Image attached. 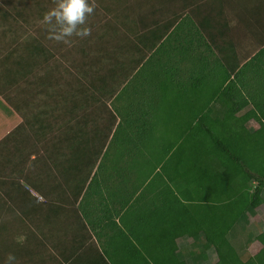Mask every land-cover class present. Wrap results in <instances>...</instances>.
I'll return each mask as SVG.
<instances>
[{
	"label": "rangeland",
	"instance_id": "374dc122",
	"mask_svg": "<svg viewBox=\"0 0 264 264\" xmlns=\"http://www.w3.org/2000/svg\"><path fill=\"white\" fill-rule=\"evenodd\" d=\"M98 1H88L95 10L91 14L94 15L92 18H90L91 15L87 16L84 25L90 29V35L84 38L73 36L69 43H63L50 39L49 26L43 23L44 14L55 7V0H0V85L5 92L9 91L7 96L3 97L7 100L11 99L16 105L24 108L28 119L33 120L32 122L51 126L53 124L54 127L50 134L47 131L43 132L37 124L31 131L25 126L27 124H23V118L16 110H13V106L10 107L6 103L4 106H0V111L2 108L12 110V123L10 122L6 126L5 133L14 131L23 124V130L15 135L16 142L11 139L3 145L0 144V264H7L9 254L15 256V261L12 264L54 262L53 256L55 254L53 251L56 241L54 242L53 237L55 233L60 231V233L64 232L65 234L69 229L82 226V220L78 219V216L81 217L79 213L89 211L91 214L95 210L94 207L90 209L91 205L87 203L89 198H85L86 204L82 201L77 207L78 199L75 206L71 205L72 196L67 194V190L65 191L61 183L65 178L67 181L72 170L66 172L63 171V167L56 172L54 178L50 173L52 165L55 164L54 158L57 152L64 153L66 157L71 154V150L67 148L65 141H61L60 134L56 132L65 126H67V130L73 128L77 114L73 110L74 115L72 113L70 115L68 107L72 108L76 101H82V90L86 91L88 95L100 96L103 101L101 104L92 101V104H88V108H86V103L84 104L86 110L83 113L91 114L90 116L96 122L95 125L90 126L92 130L97 128L108 133V129L116 121L120 122L126 130L132 131V127L129 128L131 118L134 117L137 121L138 116L145 109L147 114L150 113L149 118L152 115V110L153 119L150 123L154 122V118L158 119V124H154V126L157 128L156 130H160V135L155 136V131L148 130L147 140H134L139 145L142 142L140 148H135L125 138L124 128L117 132L118 138L116 137L112 141V137H110L106 140L102 149V154H105L101 158L102 166L96 168L100 178L103 176V169L108 164L116 165L124 161L134 164L145 163L150 159L148 152L153 150V146L157 149L169 150L172 146L177 148L181 143L180 138L175 137V133L166 132V129L169 128L168 125L171 128L174 126V124H169L165 118L167 115L166 108L160 107L162 110L157 109L155 111L154 108L150 107L153 105L151 100L153 103L154 100L173 99L177 95V91H172L168 97L161 98L160 93H158L159 86L149 81L151 77L153 79L154 76L157 78L159 75L160 71L151 72V69H156L158 60L166 62L170 67L169 61H172L168 56L169 51L158 54L156 53L157 50H154L155 52L146 51L145 55L150 59L145 63L142 70L133 68L130 60L132 62L134 58H139L140 54L132 49L137 45V41L131 33V27L114 28L119 29L118 39L119 41L123 40V42L119 43V41L113 40L112 36L106 33V30L111 29V27H104L99 24L100 19L108 13L105 6L111 10L110 5L114 4L105 1L104 8H102ZM198 45L200 51L197 50V46H194L190 62H185L184 66L179 69L189 66V63L196 61L197 56L202 57L206 53L203 51L205 49L203 48L204 44ZM205 45L207 46V44ZM119 47L123 48V51L120 50L119 52ZM168 48H171L170 53H177V46L175 48L169 46ZM208 48L210 49L211 45L210 47L208 45ZM112 51H118L119 53L116 55L121 57L116 59L114 55H112L113 57L105 55ZM19 69L18 74H20L21 79L16 73V82L10 83L7 78L5 79L6 83L2 82V76L6 72L10 70L17 72ZM153 74L155 75L153 76ZM101 76L107 77L108 83L103 86L104 92L98 94L95 87L99 88ZM95 78L98 79V82ZM91 82L93 85H90ZM4 85H7V88ZM203 86L206 87L205 89L210 87L203 93L204 98L207 99L218 87V80L211 86L206 83ZM76 93L79 95L76 96ZM150 97L151 99H149ZM156 115L158 117H155ZM55 116L66 119L67 124L66 120L63 126L59 122H54ZM255 126L252 125V127ZM91 142L93 144L98 143L95 140ZM141 150L147 152L144 154L145 156L139 155ZM53 151L55 155H53ZM48 156H50V163L52 164L47 165L50 171L47 176H43V171L47 166L45 167L42 162L43 158L49 162ZM38 158L41 159V162L36 161ZM59 158L62 162L63 157L59 156ZM110 170L108 169L106 174L109 175ZM58 172L60 178H58ZM24 174L44 184L50 197L54 196L51 202L52 206L51 203L44 204L50 198L43 196L29 185L30 182L23 177ZM17 181L23 184V190L19 191L17 187L11 186L13 182L17 183ZM66 181L65 183H67ZM109 185L112 186V183ZM54 199H57L58 203ZM54 203L58 207L57 211L59 212L57 213L52 210ZM253 212L257 217L262 215V218L256 220L253 219V216L247 217L246 221H241V225L248 231L257 234L264 230V209L259 202L253 204ZM40 237H45L46 242L42 241ZM71 239L70 236L60 242L61 248L66 247L63 250L71 247L73 242ZM36 243L40 244V247H37ZM23 245H28L37 251L38 258H33L36 261H31L30 258L24 256ZM258 248V243L251 244L249 254L256 253ZM61 250L57 247L56 253H61Z\"/></svg>",
	"mask_w": 264,
	"mask_h": 264
},
{
	"label": "trees",
	"instance_id": "16d2710c",
	"mask_svg": "<svg viewBox=\"0 0 264 264\" xmlns=\"http://www.w3.org/2000/svg\"><path fill=\"white\" fill-rule=\"evenodd\" d=\"M238 10V15L241 18L245 16L242 9ZM258 15L259 11L255 10L249 16L253 32L259 27ZM161 39L162 37L159 38V41H155L151 48L156 49L157 54L165 53L166 44L160 42ZM212 45L219 51L221 57L217 58L215 63H212L210 57H199L194 61L193 67L206 68L210 67V64H214L218 72L213 75L203 73L201 77L195 75L193 80H189L190 83L194 81L191 88L185 87L188 84L185 79L181 80L175 77L178 71L174 72L172 69L176 68L168 67L162 60L156 62V69H151L152 73H155V70H157L156 72L160 71L158 77L155 78L156 76L153 74L154 78L149 79L150 82L159 86L158 93L161 98L168 97L172 91H177L175 97L177 99H195L202 103L196 108H190L192 111L198 110V114H201L202 111V114L198 115L197 121L187 122L186 127L189 131L180 140L178 149L172 155L153 154V151H149L150 159L146 163H151L153 166L151 171L143 172L147 177L149 174L155 173L157 168L162 165L158 177L165 182L166 189L163 194H165L167 209L164 212L161 210L157 214L159 219L156 222L162 220L158 225L155 223L159 227V231L172 228L176 232L177 239L181 242L190 240L192 243L185 248L181 247L170 253H164L157 246L160 235H155L150 230L149 236L147 233L142 234L141 244H149L153 239L154 249L146 247L135 249L132 245L133 249L123 250V255L118 260L115 255H119V251H115L113 252L114 257L111 258L112 264H264V230L255 234L241 225V221H246L247 217L253 216V219L256 220L262 218V215L255 216L254 203L259 202L264 209V47L243 63L244 59L229 57L227 43ZM229 46L233 50L232 47L235 49L236 44ZM118 50L123 51V48L119 47ZM149 59L147 56L141 57L137 68L142 70ZM241 64L243 65L241 66ZM19 71L20 69L17 72L10 70L8 75L10 83L16 82L17 76L21 79ZM95 79L98 82V79ZM216 80H218V87L205 99L203 93L210 87L205 89L203 84L211 86ZM100 82L99 88L95 87L98 94L104 92L103 86L108 83L107 77L101 76ZM90 85L93 83L91 82ZM78 95L79 93H76V96ZM82 96V101H76L72 108L68 107L70 115L73 110L77 114L73 128L67 130V126H65L61 127V133L60 130L56 132L60 134L61 141H65L71 154L66 157L64 153L57 152L54 158L55 164L52 165L50 172L54 178L56 172L63 167V171H73L69 174L67 181L65 178L61 183L65 191L67 190V194L72 196V206L76 205L86 187L87 190L92 189L98 177L96 168L102 162L103 144L110 137H112V141L116 137L118 138L117 132L124 128L120 122L115 121L108 129V133L97 128L92 130L90 126L96 124L95 119L90 116L91 114L83 113V111L88 108L89 103L92 104V101L98 104L103 101L100 96L88 95L83 90ZM8 102L21 115L24 120L23 124H27L25 126L29 130L33 131L34 125L37 124L43 132L47 131L48 134L53 132V124L52 126L46 124V126L43 123L32 122L33 120L28 119L24 108L16 105L11 99ZM85 103L86 108L84 107ZM151 107L155 111L160 109V107ZM81 113L83 115H80ZM149 114L145 109L138 116L137 121L132 117L129 124L132 131L124 128L125 138L135 148H140L142 142L139 145L134 140H147L148 126H154L155 120L150 123ZM151 114L153 117L152 110ZM65 120L57 116L54 117V122H59L62 126ZM23 124L17 127L1 145L11 139L16 142L15 135L23 130ZM252 125L256 126L252 127ZM89 139L98 143L93 144ZM172 148L174 147L172 146ZM145 153L147 152L141 150L139 155ZM53 155H55L54 151ZM59 156L63 157L62 162ZM189 158L190 160H188ZM48 160L49 162L43 158L42 163L45 167L52 164L50 156H48ZM36 161L41 162V159L38 158ZM168 164H184L186 168L180 172L178 169H169ZM49 166L43 171V176L48 175ZM23 177L40 194L50 198L48 202L45 201V205L52 202L54 196L50 197L42 182L39 183L35 178L26 174ZM58 178H60L59 172ZM11 186L17 187L19 191L23 190V184L20 181L13 182ZM54 201L58 203L57 199ZM66 201L69 203L68 200ZM181 205L187 207L188 216L180 221H174L172 212L176 206ZM57 209V204L54 203L53 212H59ZM74 213L76 214L75 209ZM253 243L259 244L258 251L249 254V248ZM38 246L40 247V244ZM22 252L31 261H36L33 258L37 257V251H34L30 246L23 245ZM38 261L40 260L38 259Z\"/></svg>",
	"mask_w": 264,
	"mask_h": 264
},
{
	"label": "crops",
	"instance_id": "0c3cea01",
	"mask_svg": "<svg viewBox=\"0 0 264 264\" xmlns=\"http://www.w3.org/2000/svg\"><path fill=\"white\" fill-rule=\"evenodd\" d=\"M105 1H110L114 5H110L111 10L105 6L108 13L100 19L99 25L111 27L106 30V33L117 42L119 41V35H117L119 29L114 28L131 27V33L137 41V45L132 49L140 54L139 58H134L132 62L130 60L132 67L138 70L139 59L147 56L145 55L146 51L155 52L156 49L151 48L155 41H159V38L162 37L160 42L166 44L165 52L169 51L168 56L172 61H169V65L176 68L172 71H178L175 74L177 79L187 81L186 88H191L194 81L190 83L189 80H193L195 75L201 77L203 73L213 75L218 72L214 64H210V67L206 68L193 67L194 61L189 63V66L179 69L184 66L185 62H190L194 46H197L198 49H196L200 51L198 44H204L203 51L206 53L202 57H210L212 63L217 60L215 57H221L219 51L212 45L214 43H227L229 57L244 59L243 63L264 47V0H99L102 8H104ZM238 9H242L245 16L241 18L238 15ZM255 10L259 11L260 22L259 27L253 32L249 16ZM93 16L91 15L90 18ZM121 42L123 40L119 41V43ZM232 44H236L235 49L232 47L234 52L229 46ZM208 45H211V49L208 48ZM169 46L173 48L177 46V53H170ZM119 52L112 51L105 55H111V57L114 55L116 59H119L121 56L116 55ZM147 59H149L148 56ZM9 73L10 71L2 76L3 83H6V78L9 81ZM6 86L4 85L5 88H7ZM2 88L0 85V106H4L6 103L12 107L7 98L3 97L9 91L5 92ZM151 104L154 107L166 108L165 118L169 124H174L172 128L168 125L169 128L166 129V132L175 133V137L180 140L189 131L186 127L187 122L197 121L198 115L202 114V111L201 114H198V110L190 109L202 105L200 100L195 99L173 98L162 101L154 100L153 103L151 100ZM13 110L15 111V109ZM151 118L152 115L149 122H151ZM11 120L12 110L2 108L0 111V144L13 131L5 133V128ZM154 120V124L157 125L158 119L154 118ZM156 129V126H148V130L155 131L154 135L158 136L160 130ZM152 149L153 154L172 155L178 148L163 150L153 146ZM108 165L103 169V176L101 178L98 176L95 180V186H92L91 190H87L86 187L77 204V207L82 201L86 204L85 198H89L87 203L91 205L90 209L94 207L95 210L91 214L89 211L79 213L81 217L78 216V219H83L82 226L69 229L65 234L60 231L55 233L53 237L54 242L56 241L55 252L53 251L54 262L46 264H112L111 258L114 257L113 252L115 251H119V255H115L118 260L123 255V250L132 248V245L135 249H143L142 247L154 249L153 239L149 244H141L142 234L147 233L149 236L150 230L155 235H160L157 246L164 253H170L181 247L185 248L192 243L190 240L181 242L176 238V232L172 228L159 231V227L155 225L162 221L156 222L159 219L157 214L161 210L164 212L167 209L165 194H163L166 189L165 182L158 177L162 165L157 168L155 173L153 172L147 177L143 172L151 171L153 166L151 163L122 162ZM168 168L178 169L181 172L186 167L184 164H168ZM108 169H111L109 175L106 174ZM120 169L124 171L120 172ZM111 183L112 186L109 185ZM188 213L186 206H176L172 212V218L174 221H180L188 216ZM70 236L73 241L71 247L63 250L66 247L61 248L60 242ZM40 238L46 242L45 237ZM36 245L39 247L38 243ZM57 247L62 249L61 253H56Z\"/></svg>",
	"mask_w": 264,
	"mask_h": 264
},
{
	"label": "clouds",
	"instance_id": "9594fccd",
	"mask_svg": "<svg viewBox=\"0 0 264 264\" xmlns=\"http://www.w3.org/2000/svg\"><path fill=\"white\" fill-rule=\"evenodd\" d=\"M93 11L88 0H55V7L44 14L43 23L49 26L50 39L69 43L73 36L84 38L90 35V29L84 25ZM13 261L15 256L9 254L7 264Z\"/></svg>",
	"mask_w": 264,
	"mask_h": 264
}]
</instances>
